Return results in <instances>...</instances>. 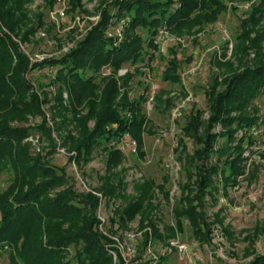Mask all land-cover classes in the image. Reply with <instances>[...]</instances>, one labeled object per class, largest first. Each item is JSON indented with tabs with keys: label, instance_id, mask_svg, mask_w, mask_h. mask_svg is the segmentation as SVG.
<instances>
[{
	"label": "rangeland",
	"instance_id": "374dc122",
	"mask_svg": "<svg viewBox=\"0 0 264 264\" xmlns=\"http://www.w3.org/2000/svg\"><path fill=\"white\" fill-rule=\"evenodd\" d=\"M172 1L176 7L181 6L178 0ZM221 1L222 10L213 22L186 28L180 35L162 26L171 36L165 54L158 53L154 44L147 46L149 33L138 28L136 33L145 42L140 59L124 63L120 69L127 72L122 76L118 75L119 70L110 75L107 67H101L95 72L94 87L84 91L74 79L58 78L55 65L46 61L60 58L84 40L100 20L103 9L113 10L114 0H80L75 5L69 0L62 20L52 15L54 2L48 5L45 0H30L25 5L31 21L29 27L33 30L25 37L22 29L18 40L25 39L20 42V51L27 56L30 65L21 75L30 87L10 86L9 93L5 87H0V119L25 132L20 146L28 156H39L64 171L66 183L48 189L41 198H53L68 187L80 202H87L88 195L99 198L92 212L100 222L95 229L112 241L108 245L117 247L123 260L119 262L115 257L113 264H141L152 257L157 260L162 257L166 264H252L256 255H264V92L246 104L244 117L250 118L247 120L253 122L252 127H238L234 123L233 139L227 137L228 129L220 123L211 127L208 123L212 98L225 90L228 78L244 68L264 63V12L258 11L260 0ZM196 12L193 11L192 16ZM15 60L12 69L17 63ZM170 61L176 62V68L170 69L179 78L176 83L164 79L165 70L171 67ZM7 66L8 63L0 61V84L8 82L12 73L4 70ZM111 77L118 86L112 106L124 94L134 100L143 95L142 113L146 115V126L141 134L144 155L124 153L121 163L112 168L107 165L108 153L102 146H94L87 152L75 150L93 129L97 113L106 105V84ZM68 81H74V85L69 87ZM150 88L154 91L151 109L145 100ZM33 94L38 97L39 109ZM183 101L185 109L172 124L171 111ZM192 111L201 120L199 132L205 136L204 130L209 128V132L217 136L211 150L205 153L207 158L200 159L196 154L204 145L181 128L187 124ZM236 114L238 112L232 113ZM180 143L184 144V149ZM239 154L240 172L226 185L219 173L212 174L206 181V192L198 206L204 222L200 232L193 233L184 217L180 218L179 228L175 204L188 193H182L179 184L196 190V165H203L208 171L215 167L220 169L226 160ZM171 158L180 168L177 175L166 167ZM14 177V170L8 164L0 174V195L13 191ZM28 177L34 183L39 181L38 177ZM146 180L155 186L162 185L169 198L164 199V192L154 186L151 201L159 205L154 220L161 237L151 235L143 248L146 228L142 227L145 222L140 215H135L125 226L113 221L116 220L115 209L137 197L139 183ZM111 185L115 189L120 186L117 197L104 195L106 186ZM190 194L192 192L189 197L193 198ZM197 204L193 201L188 206ZM89 211L87 206L80 215H72L73 223L81 225ZM62 225L66 227L70 223ZM42 238L45 240L44 235ZM182 243L188 250L179 253L176 246ZM75 254L74 246H70L67 254L60 256L64 261L78 264ZM0 264L24 263L6 247L0 250Z\"/></svg>",
	"mask_w": 264,
	"mask_h": 264
},
{
	"label": "trees",
	"instance_id": "16d2710c",
	"mask_svg": "<svg viewBox=\"0 0 264 264\" xmlns=\"http://www.w3.org/2000/svg\"><path fill=\"white\" fill-rule=\"evenodd\" d=\"M29 1L0 0V61L8 63V69L6 67L4 70L12 72L7 78L8 82L3 80L4 82L0 84L1 88H6L7 93L12 89L10 86L30 87L21 75L28 70L30 65L27 56L20 51V42L25 39L18 40L22 29L25 30L23 32L25 37L33 30L29 27L31 21L27 17L25 8ZM45 1L48 5L53 3L52 0ZM178 1L181 4L180 7H176L172 0L165 2L114 0L113 12L103 9L100 20L87 33L84 40L78 42L75 47L60 58L46 62L55 65L58 78L74 79L81 86V91H84L94 87L95 72L101 67H109L110 75H114L124 63H135L140 59L145 42L136 33L138 28L147 30L150 37L147 46H151L153 44L151 36H154L158 27L165 26L170 33L180 35L186 28L213 22L223 7L221 0ZM72 2L75 5L80 0H72ZM193 11L198 12L192 16ZM258 11L264 12V0H260ZM124 16L128 18L129 22L124 30L123 38L118 44H115L112 39L105 36V31L110 20ZM14 59L17 63L12 69L11 65ZM169 64L171 67L165 70L164 79L176 83L179 78L170 70L176 68V62L170 61ZM88 73L89 75H87ZM74 81H68L70 82L69 87L74 85ZM117 91L116 80L111 77L106 84V105L97 113L93 129L86 133L75 149L77 152L81 150L87 152L94 146H102V149L108 153L107 165L111 168L121 163L124 153L110 143L124 132L129 133L136 140L137 154L141 157L144 155L141 150V134L146 126V115L142 113L141 106L143 95L134 100L124 94L113 107ZM263 92L264 63L234 73L228 78L225 90L214 94L212 98L209 126L220 123L228 129L227 137L233 139V132L236 130V127L232 128L234 123L238 127H252L253 122L247 120L250 118L244 117L247 115L245 107L251 99ZM33 97L39 109L38 97L34 94ZM240 104L243 105L240 106ZM234 111L238 114L233 116ZM192 113L193 111L189 114L190 119L187 124L181 128L189 137L204 145V149L197 150L196 154L200 159L207 158L208 154L205 153L211 150L212 141L217 136L211 134L208 127L204 130L205 136L200 133L198 129L201 120L198 118V114ZM24 135L25 132L22 129L13 128L5 120L0 119V174L8 164L11 165L15 173L13 191L0 195V250L4 246L9 247L24 264H71L70 260L64 261L60 256L63 253L67 254L70 246L75 248L74 259L78 264H113L114 255L119 262H123L118 248L108 245L112 241L95 229V226L100 222L96 220L92 212L96 208L99 198L88 195L87 202H80L70 187L59 192L53 198H41V195L48 189L66 183L65 173L62 169L58 170L49 165L39 156H28L26 150L20 146ZM179 141L181 142V140ZM180 145L184 149V144L180 143ZM189 160L192 161L191 158ZM240 162L239 154L230 161L226 160L220 169L215 167L208 171L203 168V165H196V180L194 182L196 190L190 188L189 185L179 184L182 193L188 191L186 196L180 197L175 204L177 206L175 213L179 219L176 223L179 228H181L180 218L184 217L188 220L193 233L200 232L204 222L198 208L201 206V199L206 192V181L210 180L212 174L219 173L226 185L232 176L240 172ZM28 175L38 177L39 181L34 183ZM154 186V183L149 180L139 183L136 190L139 195L114 211L116 220L113 223L123 225L131 221L135 215L141 216L142 222H145L142 227L146 228L143 232V248L147 246L151 235H155L157 238L161 237L154 220L159 205L151 201L154 198ZM155 187L164 192L163 197L168 201L169 194L164 187L162 185ZM117 188L119 189L120 186L116 189L112 185L106 186L104 195H108L110 198L117 197L119 195ZM190 192H192L190 195H193V198L189 197ZM193 201L198 204L188 206ZM183 204L187 206L185 207ZM87 206L90 207L89 215L83 217L81 225L74 224L71 216L80 215ZM43 222L44 224H41ZM63 222H69L70 225L64 227ZM43 235L45 240H42ZM140 258L141 255L136 260ZM251 263L264 264V255H256ZM141 264H149V262ZM156 264L166 263L164 258L160 257Z\"/></svg>",
	"mask_w": 264,
	"mask_h": 264
},
{
	"label": "built area",
	"instance_id": "2783aa9c",
	"mask_svg": "<svg viewBox=\"0 0 264 264\" xmlns=\"http://www.w3.org/2000/svg\"><path fill=\"white\" fill-rule=\"evenodd\" d=\"M54 7L52 11V15L60 20L64 18L65 10L67 8V4L69 0H53ZM129 20L126 17L121 18H114V21L111 22L105 31V36L107 38H110L114 41L115 44H118L120 40L123 38V33L126 25L128 24ZM171 40V36L169 35L168 31L161 27L157 34L153 37V44L157 49V52L160 54L166 53V45ZM67 50V49H66ZM38 57L37 55L35 56ZM108 72H110V68H106ZM127 72L126 69H119L118 75L122 76ZM147 92L146 96V105L149 109L152 108V101L154 100V91L152 88H150ZM185 102L183 101L181 104H178L173 110L171 111V117H172V124L181 117L182 111L185 109ZM113 146L120 149L123 153L134 155L138 152V145L135 139H133L129 133L124 132L121 135L117 137L116 140L112 143ZM167 169L173 174L177 175L178 170L180 169L179 166L176 164V162L173 161V158L169 159V163L166 165ZM174 183H179V181H174ZM7 246H4L6 248ZM177 250L179 253L186 252L188 250V246L184 243L177 244ZM192 253H194V250L191 249ZM116 256L114 255V258ZM157 257H152L148 260L149 264H156L157 263Z\"/></svg>",
	"mask_w": 264,
	"mask_h": 264
}]
</instances>
